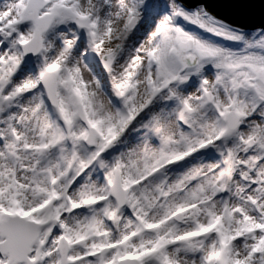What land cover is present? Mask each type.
<instances>
[{
	"label": "rangeland",
	"instance_id": "1",
	"mask_svg": "<svg viewBox=\"0 0 264 264\" xmlns=\"http://www.w3.org/2000/svg\"><path fill=\"white\" fill-rule=\"evenodd\" d=\"M43 1L58 19L28 60V0H0V221L40 225L31 262L59 264L63 238L70 264H264V30L177 0Z\"/></svg>",
	"mask_w": 264,
	"mask_h": 264
},
{
	"label": "water",
	"instance_id": "2",
	"mask_svg": "<svg viewBox=\"0 0 264 264\" xmlns=\"http://www.w3.org/2000/svg\"><path fill=\"white\" fill-rule=\"evenodd\" d=\"M189 9L199 6L206 8L212 15L225 21L226 23L242 28L248 31L264 30V0H177ZM45 9L43 0H28L24 13L23 23L32 22L34 24L33 39L22 47L23 56L30 60L40 55L42 50V36L47 34L51 24L58 16L45 15L39 17V14ZM78 28L89 30L88 21H79L74 18ZM182 51L190 52L193 49L192 43L182 44ZM107 56L102 61V68L110 71L114 63L116 54ZM6 83H0L4 86ZM57 75L54 73H45L40 81V87L44 90L48 104L51 108L57 109ZM207 103L210 104L209 95L204 96ZM77 118L81 124L86 127L89 132V139L86 144L93 147L97 132L92 129L85 117V113L81 104L76 105ZM227 128L230 132H234L238 128V117L231 114L227 119ZM113 199L116 201L119 209H123L126 204L125 193L121 187L118 172H115L114 184L111 189ZM182 216L178 215L174 218L177 224L182 223ZM40 225L26 221L19 217L9 218L5 222H0V239H5V243L0 244V257L9 256L8 264H34L30 260L32 247L39 238ZM81 246V243L79 244ZM58 252L60 255V264H70L68 256L70 252L69 245L65 239L59 242ZM109 250L103 251V255L108 254ZM119 264H140L135 260L122 261Z\"/></svg>",
	"mask_w": 264,
	"mask_h": 264
},
{
	"label": "bare ground",
	"instance_id": "3",
	"mask_svg": "<svg viewBox=\"0 0 264 264\" xmlns=\"http://www.w3.org/2000/svg\"><path fill=\"white\" fill-rule=\"evenodd\" d=\"M182 7H184L185 5H183L181 2H178ZM186 7V6H185ZM186 9H188L187 7H186ZM206 9V8H205ZM189 10V9H188ZM206 12V17L207 18H211L212 20H215V21H217V22H219V23H221V24H223V22L222 21H220V19H218L217 17H215L214 15H212L210 12H208L207 10L205 11Z\"/></svg>",
	"mask_w": 264,
	"mask_h": 264
}]
</instances>
